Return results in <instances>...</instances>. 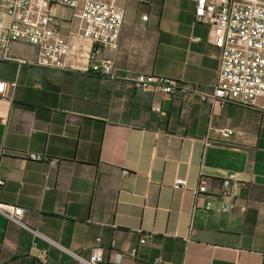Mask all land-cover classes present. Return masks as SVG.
I'll use <instances>...</instances> for the list:
<instances>
[{"label":"crops","instance_id":"crops-1","mask_svg":"<svg viewBox=\"0 0 264 264\" xmlns=\"http://www.w3.org/2000/svg\"><path fill=\"white\" fill-rule=\"evenodd\" d=\"M114 3L123 22L103 53L114 78L85 69L90 42L67 8L53 10L70 70L0 57V264H77L95 245L100 264L114 252L118 264H264V112L201 99L220 50L194 0ZM9 54L34 60L37 49L17 41ZM136 74L184 91H142ZM227 172L238 180L230 195ZM176 178L186 188H173Z\"/></svg>","mask_w":264,"mask_h":264},{"label":"built area","instance_id":"built-area-1","mask_svg":"<svg viewBox=\"0 0 264 264\" xmlns=\"http://www.w3.org/2000/svg\"><path fill=\"white\" fill-rule=\"evenodd\" d=\"M115 0H0V57L19 63L35 64L55 70H70L66 59L70 54L68 37L61 31L63 19L54 13L55 7L67 8L71 19L76 14L82 36L90 42L86 70L114 78L112 62L104 50L115 46L119 37L124 12ZM195 20L209 25L211 43L220 50L215 85L209 93H200L202 100L223 106L228 102L264 112V1L263 0H194ZM69 18V19H70ZM143 20L146 16L142 17ZM24 42L37 49L34 60L12 57L9 48L14 42ZM142 91L156 92L171 97L184 91L177 81L153 74H136L129 78ZM5 83L0 81V94ZM158 110V109H157ZM225 134L232 130L224 128ZM27 158L41 160L42 155L28 153ZM234 172L221 179L222 194L230 195L237 184ZM2 181L0 180V184ZM186 180L176 178L173 188H186ZM205 190L199 181L195 192ZM231 204L223 202L220 211ZM0 211H2L0 207ZM22 209L15 207L8 219L17 221ZM4 213V212H3ZM145 238L139 240L143 243ZM135 254L132 249L131 255ZM77 264H100L104 261L102 248L95 245L86 258L75 255ZM121 254L112 253L107 264H118Z\"/></svg>","mask_w":264,"mask_h":264},{"label":"rangeland","instance_id":"rangeland-1","mask_svg":"<svg viewBox=\"0 0 264 264\" xmlns=\"http://www.w3.org/2000/svg\"><path fill=\"white\" fill-rule=\"evenodd\" d=\"M66 10H67V9H66ZM68 10H69V9H68ZM68 10H67V11H68ZM71 14H72V12L70 11L69 18L71 17ZM70 19H71V18H70ZM72 21H73V26H74V27H77L78 18H77V15H76V14L73 16Z\"/></svg>","mask_w":264,"mask_h":264}]
</instances>
